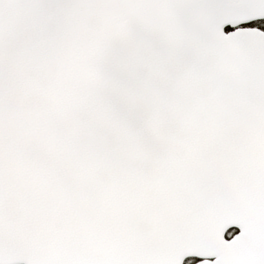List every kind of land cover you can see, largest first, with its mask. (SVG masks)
<instances>
[{"label": "snow or ice", "instance_id": "1", "mask_svg": "<svg viewBox=\"0 0 264 264\" xmlns=\"http://www.w3.org/2000/svg\"><path fill=\"white\" fill-rule=\"evenodd\" d=\"M0 264H264V0H0Z\"/></svg>", "mask_w": 264, "mask_h": 264}]
</instances>
